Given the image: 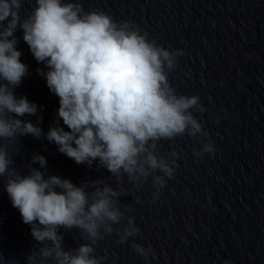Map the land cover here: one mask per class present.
I'll use <instances>...</instances> for the list:
<instances>
[{
	"label": "clouds",
	"instance_id": "clouds-1",
	"mask_svg": "<svg viewBox=\"0 0 264 264\" xmlns=\"http://www.w3.org/2000/svg\"><path fill=\"white\" fill-rule=\"evenodd\" d=\"M35 5L21 20L22 0H0V141L44 135L39 126L17 118L38 111L35 103L25 96L17 98L13 91L28 74L16 48L14 33L19 26L35 60L48 68L37 71L58 96V117L69 129L50 127L46 139L77 164L91 167L98 160V167L115 177L118 188L104 179L77 186L70 179L45 177L36 168L21 175L12 167L14 161L2 142L0 177H6L4 188L12 206L42 245L39 259L32 251L27 264H44L45 260L52 264H101L104 257L94 255V246L104 234H112L113 225L131 211L127 206L121 210L119 197L126 191L122 177L127 175L130 182L142 185L151 175L153 186H158L153 195L158 197L165 177L173 178L180 155L175 150L167 157L158 154L160 142L185 134L208 137L191 111L203 113L206 109L198 95L177 94L169 82L168 71L177 67L180 50L149 39V34L131 21L117 22L100 10L86 12L77 0H35ZM214 149V143L208 141L193 155L211 154ZM36 162L41 168L47 164L39 154L32 157V163ZM157 172L162 175H153ZM60 228L77 229L87 242L65 250ZM139 231L134 218L128 216L118 242L126 243ZM132 247L145 259L152 253L150 247L138 243Z\"/></svg>",
	"mask_w": 264,
	"mask_h": 264
}]
</instances>
